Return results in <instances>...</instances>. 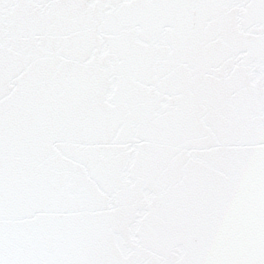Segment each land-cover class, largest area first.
<instances>
[{"label": "snow or ice", "instance_id": "snow-or-ice-1", "mask_svg": "<svg viewBox=\"0 0 264 264\" xmlns=\"http://www.w3.org/2000/svg\"><path fill=\"white\" fill-rule=\"evenodd\" d=\"M0 264H264V0H0Z\"/></svg>", "mask_w": 264, "mask_h": 264}]
</instances>
